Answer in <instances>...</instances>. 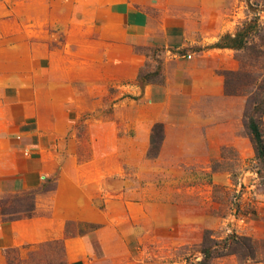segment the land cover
I'll return each instance as SVG.
<instances>
[{
  "label": "rangeland",
  "instance_id": "374dc122",
  "mask_svg": "<svg viewBox=\"0 0 264 264\" xmlns=\"http://www.w3.org/2000/svg\"><path fill=\"white\" fill-rule=\"evenodd\" d=\"M55 1L63 6L68 1L73 5L78 2L0 0V48L15 44L16 34L22 32L44 34L49 48L60 45L64 30L48 22L46 14L48 5L58 6L52 3ZM148 2L153 4L148 3V11L155 17L163 15L169 21L185 18L210 29L221 27L234 33L245 21L257 23L246 46L229 50L230 62L219 70L224 92L239 102L223 109L210 106V110L195 112L187 119L181 104H175L167 151L153 159L148 156L150 144L145 153L138 147L128 150L131 144L126 139L132 136L131 132L126 134L128 129L132 131L130 126H138L137 119L146 116L134 109L131 99L129 106L122 104L118 114L114 113L107 104L114 92L109 88L102 109L90 112L85 119L77 117L69 132L55 142L44 139L55 157V168L45 182L1 196H10L9 206L26 210L19 214L29 213L33 208L35 211L38 195L55 188L58 176L87 178L94 205L110 211L118 221L117 228L126 229L125 239L111 245L114 258L100 264H264V166L255 157L247 129L248 119L255 118L264 141V0ZM39 10L45 18L34 25L32 15ZM70 10L75 14L73 6ZM135 50L146 55L140 74L149 81H161L162 48L151 44ZM224 71L230 73L224 75ZM238 104L240 111L236 113ZM108 125L116 128L119 139L115 142L108 135ZM112 146L117 151L111 150ZM77 164L86 166L80 169ZM105 170L110 175L102 182L89 179L105 176ZM9 216H0V222H7L1 219ZM100 226L69 220L65 235H87L90 248L100 255L102 249L93 233ZM250 243L254 255L245 257V246ZM63 246L62 239H52L9 247L2 253L6 264L7 257L11 264H69ZM204 248L210 252L207 259Z\"/></svg>",
  "mask_w": 264,
  "mask_h": 264
},
{
  "label": "crops",
  "instance_id": "0c3cea01",
  "mask_svg": "<svg viewBox=\"0 0 264 264\" xmlns=\"http://www.w3.org/2000/svg\"><path fill=\"white\" fill-rule=\"evenodd\" d=\"M148 1L78 0L64 6L55 1L58 6L48 5L46 14L48 22L64 30L60 45L49 48L44 34L22 32L16 34L15 44L0 48V196L42 185L55 168L54 149L44 139L55 142L69 132L77 117L85 119L102 109L109 88L114 92L107 104L114 113L131 99L134 109L146 116L137 119L141 127L135 123L132 131L128 129L126 134L132 133L126 136L128 150L138 147L145 153L153 124H164L160 151L153 159L167 151L175 104H181L187 119L210 106L223 109L239 102L224 92L219 71L229 64L232 48L216 45L222 35L233 33L185 18L155 17L148 11ZM71 6L75 14L69 13ZM32 17L31 23L37 25L45 15L39 10ZM151 44L162 48V80L139 83L146 55L135 48ZM107 130L111 141L119 139L113 125ZM104 175L89 179L102 182L109 171ZM68 179L58 176L53 190L38 195L35 216L0 222V264H6L2 253L6 248L52 239L63 240L69 264H100L114 258L111 245L125 239L126 229H118L110 211L94 205L87 178ZM69 220L101 224L93 233L102 254L93 252L87 235H65Z\"/></svg>",
  "mask_w": 264,
  "mask_h": 264
},
{
  "label": "trees",
  "instance_id": "16d2710c",
  "mask_svg": "<svg viewBox=\"0 0 264 264\" xmlns=\"http://www.w3.org/2000/svg\"><path fill=\"white\" fill-rule=\"evenodd\" d=\"M257 28V23L255 21H245L242 26L237 28L233 34L225 33L220 37L219 42L216 43L219 47H228L235 50L243 49L247 44V38L249 36V32ZM230 73V71H224L223 74L227 75ZM139 83H144L146 81H149V79L145 78V75L138 74L137 78ZM247 129L249 132L250 140L253 145V149L255 152V157L263 164L264 166V141L262 138L261 130L259 127L258 122L255 120V118L250 117L247 122ZM163 139V123L158 121L155 122L151 129V135H150V148L148 151L149 157H156L159 151L161 141ZM17 194V193H14ZM9 197L10 196H4L0 197V216L10 215L6 219H1L2 221H12V220H18V219H24V218H31L35 216L34 208L31 210L32 212L19 214L21 212H26V210H18L15 209L13 206H9ZM66 223H69L66 222ZM90 226H94L92 223H88ZM67 229V228H66ZM246 239V237L244 238ZM246 251L244 252L243 256H253L254 255V247L253 244H247L245 246ZM204 254V259H207L210 256V252L207 248H204L202 250ZM11 261H9L7 257V264H11ZM202 264H204V261H202Z\"/></svg>",
  "mask_w": 264,
  "mask_h": 264
},
{
  "label": "built area",
  "instance_id": "2783aa9c",
  "mask_svg": "<svg viewBox=\"0 0 264 264\" xmlns=\"http://www.w3.org/2000/svg\"><path fill=\"white\" fill-rule=\"evenodd\" d=\"M186 57H187V58H190V57H191V55H190V54H187V55H186Z\"/></svg>",
  "mask_w": 264,
  "mask_h": 264
}]
</instances>
